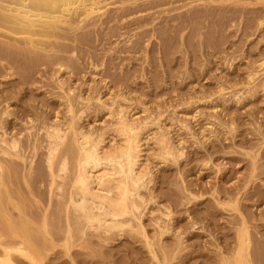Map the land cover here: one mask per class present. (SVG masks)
I'll return each instance as SVG.
<instances>
[{"label": "rangeland", "instance_id": "obj_1", "mask_svg": "<svg viewBox=\"0 0 264 264\" xmlns=\"http://www.w3.org/2000/svg\"><path fill=\"white\" fill-rule=\"evenodd\" d=\"M95 1L75 4L68 11L58 12L56 25L47 28L39 25L27 26L17 19L16 11L12 10L9 2L0 0V62L5 63L9 70L0 72V88L14 87L11 96L0 98V117H5L2 112L7 105H12L7 111L11 114L9 118L12 117L19 127V134L23 133L22 137L25 138L26 130L27 133H33L32 137L29 136L32 141L28 143V146L31 143V149H27V146L23 152L21 148V157L12 158L20 164L17 166L20 177H17L21 181L16 179L20 183L17 185L15 182L17 188L14 187L16 185H10L11 190L12 187L16 188L12 190L15 198L5 202L3 210L0 211V219L3 213H7L11 221H19V211L15 209V206H19L24 213L27 211L26 217L38 222L44 208L48 214L49 210L53 212L59 203L62 205L61 201H65L62 193L68 187L67 176L62 183L63 192L57 191L54 186H49L48 169L43 164L47 146L46 130L48 125H53L51 121L54 122L55 113L58 123L62 124L60 128L68 131L65 138L68 146H71L69 138L72 133L67 125L72 118L80 122L82 130L91 126L94 133L105 130L104 134H107L104 138L108 143L112 131L107 126L114 122L117 115L111 113L110 116H105L108 110L102 109L101 105L111 106L114 112L121 107L127 116L147 123L145 133L142 134L141 164L147 165L153 173V182L148 188L150 191L146 192L147 195L149 192L153 194V203L146 206L150 208L149 211L147 208L143 210L147 217H143L142 224L154 245L151 248L143 247V253H136L138 250L131 249L128 243L126 247L119 244V240H122L120 235L116 236L109 249L110 244L104 246L99 239L92 237L91 249L94 252L89 248L83 250L81 256L72 255V258H78L82 262L89 259L86 254L88 252L94 256L93 264H159L164 253L161 248L169 251L178 240L179 247L177 246L172 260L174 262L168 264H237L236 241L242 222L245 221L250 238V264H253L252 260L254 264H260L264 255V0ZM164 25L171 27L166 29ZM146 29L149 31L146 32ZM220 30L223 36L222 33L219 34ZM220 37H224L223 43ZM6 58L10 62L6 63ZM58 58L67 69L58 70ZM63 61L70 65L69 69ZM191 61L194 62L193 65ZM107 64L110 65L109 69ZM5 76H9L10 80H6ZM29 76L32 80L28 79ZM22 78L28 79L29 83ZM22 80L25 84L21 83ZM59 80L66 83L63 86L65 91L63 87H58ZM69 88L73 93L68 94ZM219 88H224L222 95ZM66 97L71 100L72 113L65 104ZM18 100L26 104L29 111L26 116L20 115L21 112L17 109ZM112 100L117 103L113 104ZM159 113L161 115L158 117ZM192 116L199 122H195ZM27 119H32V122ZM158 119L160 123L154 124ZM25 122L32 126L31 130L27 125L24 127ZM160 132H164L171 145L176 147L175 154L181 155H175L174 162L168 160L162 163L155 159L157 149L152 140ZM206 136L212 143L205 141L208 138ZM38 138L43 139L45 144ZM211 144L216 147V152L212 154ZM2 148L6 147L0 144V150ZM38 150L42 151L41 154H38ZM39 155L43 157V161L42 158L37 159L41 157ZM0 156L8 159L1 152ZM1 157L0 164L5 167ZM205 161L208 164L205 165ZM41 169L45 170V175ZM68 169L71 170V163ZM32 170L35 175L31 176ZM34 176H37L36 179ZM34 185H38V188ZM18 186H23L25 191L30 192H24L28 199L22 197L23 190ZM31 186L37 189H32ZM43 187L45 188L42 191ZM33 190L37 193L41 190V195L35 192V197ZM19 191L21 192L18 193ZM43 193L46 199L42 196ZM54 196H58V200ZM24 200H28L27 204L33 207L29 208L25 204L26 207ZM49 206L53 209H49ZM167 207L170 215L164 218V213H168ZM34 208L39 211L41 216L36 213L40 217L33 214ZM54 213L57 215L56 217L53 214L57 223L52 214L49 221L52 218L54 222H51L52 225L49 221L48 223L49 230L58 233L54 242V249L58 254L53 256L52 252L48 253L44 264H68L70 259L64 252L66 224L64 225L62 216L60 218L63 213ZM176 219L181 223L178 224ZM184 222L186 224L183 226ZM72 229L74 232L75 228ZM123 230L134 234L130 228ZM163 231L167 235L170 233L169 240L165 234L162 238L158 236ZM31 232L38 234L30 230V236ZM251 233L256 235L255 239L252 235L253 241ZM36 236L31 239L35 241L41 238L40 235ZM154 236L158 237L152 240ZM165 236L167 240H164ZM159 238L161 239L158 240ZM9 239L2 237L0 243L8 245L6 242ZM139 243L136 245L143 246L142 242ZM179 249L182 250L179 252ZM73 250L77 248H70L71 252ZM118 251H122L123 256ZM151 251L156 253L157 261L153 260ZM120 256L122 262L119 263L117 257ZM134 256L138 260L133 261ZM221 256L224 259L222 263ZM81 262L80 264H84Z\"/></svg>", "mask_w": 264, "mask_h": 264}, {"label": "bare ground", "instance_id": "obj_2", "mask_svg": "<svg viewBox=\"0 0 264 264\" xmlns=\"http://www.w3.org/2000/svg\"><path fill=\"white\" fill-rule=\"evenodd\" d=\"M5 1L9 2L11 7H12V10L16 11V17H18L17 19L20 20L22 23H25L27 26L31 27V26L39 25L42 27L52 28L56 25L58 12L68 11V9L70 7L73 8V5H75V4L82 5L86 1L88 2V1H94V0H5ZM95 6H98V5H95ZM124 11H126V10H124ZM19 14H21V15H19ZM235 16H236V14H235ZM173 17H175V15H173ZM181 17H182V15H181ZM231 17H232V15H231ZM107 21H109V20H107ZM168 21H170V20H168ZM186 21H187V19H186ZM219 21H220V19H219ZM160 23H162V22H160ZM170 25H168V26H170ZM162 26H163V24H162ZM165 26L167 29L168 26L164 25V27ZM200 28H201V26L198 27V29H200ZM146 30H144V32L149 31L148 29H146ZM196 30H197V28H196ZM196 33H197V31L195 32V35H196ZM221 33L223 36V32H221V30H220L219 34H221ZM139 35H141V34H139ZM137 37H139V36H137ZM140 37H142V35ZM140 37H139V39H140ZM223 38L224 37H220L222 43H223V41H222ZM225 38L227 39V37H225ZM135 40H137V39H135ZM217 42L220 43L219 41H217ZM168 44H169V41H168ZM92 47H93V45H92ZM134 49H135V47H134ZM137 49L138 48H136V50ZM219 49H220V47H219ZM2 51H3V49H2ZM131 51H133V50H131ZM8 53L10 55V52H8ZM217 53H219V50H217ZM72 54H70L69 56L71 57ZM95 55H97V54H95ZM192 55H194V54H192ZM205 56H207V55H205ZM3 57L5 59L4 55H3ZM6 57H9V56L7 55ZM58 57H59V55H58ZM73 57H75V56L73 55ZM193 58L194 57H192V60H194ZM58 59H56V60H58ZM71 59H72V57H71ZM6 60H7V62L5 61L6 63L10 62L7 58H6ZM19 60H20V58H19ZM19 60L17 59V62ZM67 60H68V58H67ZM69 61L71 62V60H69ZM11 62L13 63L12 60H11ZM19 63L21 64L20 61H19ZM58 63L60 64L59 69H58L59 71H61L62 69H67L65 66H63V63L61 64L60 59H59ZM58 63H55V64H58ZM65 63L66 62H64V64ZM109 63H112V62H109ZM193 63L194 62L191 61L192 65H193ZM4 64H2L0 62V72L4 71V70H6V72L9 71L6 69L7 65L5 66ZM90 65L92 67L93 63H91ZM45 66L47 67V65H45ZM66 66L69 69L70 65L68 66V64H67ZM94 66H95V64H94ZM107 66H108V64H107ZM109 67H110V65L108 66V69H109ZM94 68H97V67H94ZM10 69H12V68H10ZM12 70H14V68ZM108 72H110V71H108ZM8 73H11V71ZM8 73H5V74H8ZM12 73H13V71H12ZM105 75H107V73ZM5 77H7L6 80L8 78H9L8 80H10L9 76H5ZM22 79L24 80L25 78H22ZM28 79H30V76L28 77ZM28 79H25V82L28 81ZM3 80H4V78H3ZM11 80H13V79H11ZM23 80L21 83L25 84L23 82ZM30 80H32V79H30ZM251 81H253V79ZM57 82H56V84H57ZM250 82H248V83L250 84ZM27 83H29V81ZM6 84H7V82H6ZM8 84H10V83H8ZM65 84L62 82V80H59L57 85H59L58 87L62 88L63 86H65ZM28 89H30V88H28ZM62 89L65 91L64 87ZM223 89L219 88V92L223 91ZM13 92H14V87H12V86L10 88H0V98L11 96ZM71 92H72V89L69 88L68 94ZM28 95H30V97H31V94H28ZM218 95H220V94H218ZM221 95H222V92H221ZM65 99H66L65 104L67 105V109L70 113H72L73 111H72L71 100L68 97H66ZM97 101H99V100H97ZM112 102H113V104L117 103L113 100H112ZM10 106H12V105H10ZM10 106L7 105L6 109L3 112L1 111L2 115H5V117H3V118L0 117V130H1L0 144H1V146L6 147L5 149L2 148L0 150V152H1L2 156L8 157V159H5L4 157L2 158L0 156L2 158L1 161H3L6 165L5 167H3L0 164V187H1L0 188V211L3 210L2 207L5 206V202L8 203L13 198H15V193L12 190L16 189L17 185H20L19 182L21 181L20 180L21 178L18 179V177H20V174H18V170H17V166H19L20 164L18 165L19 162H16L12 158L18 159L19 157H21L20 156L21 155V148L23 149V152H24V150L28 146L29 141L30 140L32 141V139H29V138H31L32 134H33V133L31 134V132L27 133V130L25 131L26 132L25 138L22 137V136H24L23 133H22L23 135L19 134L20 130H19V127H17L16 122L13 121L12 117L9 118V116H11V114L7 110L9 109ZM25 106H26L25 103H22L20 100L17 101V109L20 110L21 116H24L25 114H27L29 112ZM101 106H102L101 107L102 109L108 110L107 114L104 111L105 116H110L111 113H113V114L115 113V115H117L116 116L117 118L115 117L114 122L107 126V127H109L108 130L112 131V133H111L112 137L110 138V140L108 139V143L105 142V138H104V135L106 136V134H107V133L104 134L105 130L100 131V132L98 131V132L94 133V132H92L93 130L90 129V128H92V126L90 128L85 129V130H82L83 127L81 128V125L79 124L80 122L78 123V120H75L74 118H72V119H70V121L68 122V125H67L68 126L67 129L69 131H71V133H72V136L69 138L71 140V146H68L65 143V138H66L68 131L67 132L63 131L60 128L62 124L58 123L59 120L57 119V116L55 115L56 113L54 114V116H55L54 122H53V120L51 121L52 123L50 122L53 125H51L49 123L51 125V126H49L48 122H47L48 129H50V130L48 131V129L47 130L45 129L46 130V137H47V139H45V140L47 141V143H46L47 146L45 148L46 153H45V161L43 164H46V167H47L46 169H48L47 174H49V177H50L49 186L50 187L54 186L57 189V191L62 190V192H63L62 183H63V181H65L64 177L67 176L68 187H67V190L65 191V193L64 192L62 193L65 201L64 202L61 201L62 205L60 206V203H59L58 207H56V209L53 210V212L51 210H49L48 214H46L47 209L44 208L42 217L38 222H33L28 217H26L27 211L24 213L23 211L20 210L21 208L19 206H15L16 207L15 209H17L19 211L18 212L19 216H20L19 221H16V222L11 221L9 215L7 213H3L1 215V219H0V242L2 241V237L3 238L8 237L10 239L6 242L8 245H2L0 243V247H1V249H0V264H16V263L17 264L18 263L19 264H44V260L47 258L48 253L52 252L51 254L53 256L57 255L58 251L57 250L55 251V249H54L56 247L54 242L58 238V233L56 234L55 231H50L49 230V223H48L49 217L51 216L50 214L55 215V213H54L55 211H56V214L58 212L62 211L63 214H60V218L62 216V218L65 221L64 225L66 224V230L64 231L65 235H66V236H64V240L66 241V243H64V252H65V255L68 256V258L70 259L68 264H80L81 260L79 261L78 258L77 259L72 258V255H74L75 257H78V256H81V254L83 253L82 252L83 250H86L89 248L91 249L93 247V245L91 244L92 243V241H91L92 237L97 238V240L99 239L100 243L101 242L104 243V246H106V244H110V247H108V249H109L113 245L112 242L114 240H116V236L120 235V236H122L121 237L122 240H119V244L122 247H126L125 245L128 243L129 246H131V249L138 250V252L136 251V253H143V250H142L143 247L144 248L145 247L151 248L154 245V243L149 240L150 238L146 234L145 227L142 224L143 223L142 222L143 217L146 216V215H144L145 213L143 210L147 208L146 206L149 203H151L152 199H153V197H152L153 194H150V192L148 195L146 194V192H148V190H149L148 188H149L150 184L153 182L152 170L149 167H146L147 165L143 166V164H141V163H143V162H141V160L143 159V158L141 159V157L143 155V153H142L143 152V150H142L143 149L142 148V146H143L142 145L143 144L142 143V134L145 131V129L147 128V126H146L147 123H145V121H139V119L137 120L136 117H135L136 119H134V118H132L133 116L132 117L127 116L128 114L126 115L125 114L126 112H124L122 109H120L121 107H119L118 110H116L114 112L113 108L111 109V106L110 107L109 106L106 107V105H101ZM118 106H119V104H118ZM215 106H217V105H215ZM212 107H214V106H212ZM2 108H3V106H2ZM215 108H217V107H215ZM52 109L53 108H51V110ZM143 111H145V109L142 110L141 113H143ZM139 113H140V111L138 112V114ZM113 114H112V116H114ZM102 115L104 116L103 113H102ZM160 115L161 114L159 113L158 117ZM136 116H137V114H136ZM14 119H17V118H14ZM192 119L197 123L199 122V121H197V118L195 119V116H192ZM27 120L31 121L32 119L31 120L27 119ZM98 123H100V122H98ZM158 123H160L159 119L154 124H158ZM30 124H32V123H30ZM223 124H225V123H223ZM22 125H24V124H22ZM26 125L27 124L25 122L24 127H26ZM27 126H29V125H27ZM30 126H29V129H30ZM33 126H34V124H33ZM40 126H42V125H40ZM104 128H106V126ZM99 130H100V128H99ZM39 132H41V131H39ZM201 135H202V137H205L204 134L201 133ZM19 136H21L22 138ZM29 136H31V137H29ZM166 136L167 135L164 132H160V133L155 134V136L153 137V140H152L155 148L157 149L155 159L160 160L162 163H165L168 160L174 162L176 159V156H179L178 154L177 155L175 154L176 150H174V148H176V147H173L171 145L169 139ZM108 137H110V136H108ZM207 137L208 136H206V138ZM222 137H224V136H222ZM22 139H23V141H22ZM42 140L39 139L40 142L44 141V140L43 141ZM205 141L208 143H212V142H209L210 141L209 137L207 139H205ZM30 144H29L27 149H29V147L31 149ZM213 145L210 148L211 154L216 152V147ZM41 146H40V148H41ZM39 152L40 151L38 150V154H41L42 151L40 153ZM178 152H179V149H178ZM194 152H196V155H198L197 151H194ZM194 152H192V153H194ZM43 153H44V151H43ZM180 154H181V152H180ZM39 156H41V155H39ZM209 156H211V155H209ZM209 156H207V157H209ZM41 158L43 161L42 156L40 158L38 157L37 159L40 160ZM231 159L233 160V158H231ZM39 160H37V161H39ZM69 163H71V170L68 169ZM43 164L42 165L40 164V165L43 167ZM204 164L206 165L208 163H206V161H205ZM37 166H39L38 163H37ZM37 169H38V167H37ZM43 170L41 169V172H43ZM68 171L70 172L69 174H68ZM32 172H33V170H32ZM44 172H45V170H44ZM43 173H41V174H43ZM45 173H44V175H45ZM262 173H263V171H262ZM22 174H23V172H22ZM41 174H40V176H41ZM257 174H258V172H257ZM17 175H18V177H17ZM25 175H22V176L25 177ZM32 175H35L34 172L31 174V176ZM31 176H29V177H31ZM259 176H260V174H259ZM34 177L36 179L37 176H34ZM16 179L19 180V182H16ZM22 180H23V178H22ZM32 181H34V180H32ZM15 182L17 183V185ZM29 183H31V182H29ZM31 184H34V183L32 182ZM10 185H16V186H14L16 188L12 187V190H11ZM32 186H31V188H32ZM34 186H36L38 188V185H34ZM22 187L23 186H18V188L21 189V191L23 190L22 194H24L26 196L27 194L30 193V192L28 193V191H25L24 190L25 188H22ZM36 187L32 188V189H37ZM54 187H52V188H54ZM44 188L45 187H43V189H41V190L43 191ZM41 190L39 191V193H41ZM21 191H19L18 193H20ZM33 191H34L33 195L35 192L37 193V191H35V190H33ZM24 192L27 194H25ZM36 193L34 195L35 197L37 194L39 195V193H37V194ZM24 195H22V197L24 199H26L28 195L26 197ZM57 195H58V192H57ZM42 196H44V193ZM55 198H57V200H58L59 197L56 196ZM42 199H43V197H42ZM45 199H46V197H45ZM45 199H43V200H45ZM232 199H233V197H232ZM51 200L52 199L50 198V202H52ZM19 201H20V199H19ZM24 201H26V202H24V205L27 204L28 200H24ZM48 202H49V200H48ZM43 203L45 204V202H43ZM51 205L53 206V204H51ZM27 206L29 208L33 207V205L29 206V204H27ZM50 206H49V209H53L52 207L50 208ZM6 207H7V205H6ZM34 210H33L34 213L33 212L32 213L34 215L36 214V217L38 215H40L39 211H36L35 208H34ZM149 210H150V208H147V211H149ZM166 210H168L167 211L168 213H164V218L165 217L167 218L170 215L168 207ZM30 211H32V209ZM36 212H38V215ZM33 214L31 216H34ZM54 215L52 216L53 220L54 219L56 220L57 215H55L56 217H54ZM40 216H38V217H40ZM162 216H163V214H162ZM63 219H60V221H62ZM50 220H51V221H49L50 223L54 222V221H52V218ZM156 220H155V224H157ZM178 220L176 219L177 222H178ZM144 221H145V219H144ZM176 221L174 222V220H173L174 224H176ZM180 221H182V220H180ZM56 223H57V220H56ZM135 223H137L138 225L136 226ZM159 223H161V222H159ZM179 223H181V222H178V224ZM185 224L186 223L184 222L183 226ZM50 225H52V223ZM54 225H56V224H54ZM62 225H63V223L61 224V226ZM153 226L155 227V225H153ZM173 226H175V225H173ZM183 226H182V228H183ZM73 227L75 228L74 232L72 229ZM191 227H193V226H191ZM124 228H130L131 231H134L135 235L131 234V232L123 230ZM161 228H162V226H161ZM54 229L56 230V228H54ZM30 230L34 231L35 233H38L41 236V238L39 237V238H37V240L35 239L36 243L32 239L34 238V236H36V235L39 236V235L38 234L35 235L34 233L32 234V232H31L32 235L30 236L28 233ZM163 234H165L164 231L160 232V234L158 233V236L162 238ZM169 234L170 233H168V235L167 234H165V235L168 237ZM171 234H173V233L171 232ZM154 235H155V233H154ZM193 235H196V233H194ZM250 235L252 237L253 234L251 233ZM87 236H90V237H87ZM166 236L164 237V240L166 239ZM174 236H176V235L174 234ZM84 237H85V239H84ZM157 237L154 236L152 240L157 239ZM189 237H190V235H189ZM161 238H159L158 240H160ZM169 238L170 237H168V240H169ZM176 238H178V236ZM255 238H256V235L254 236V239ZM81 239H84V240H81ZM254 239L252 237V241ZM71 240H72V243H71ZM37 241H38V243H37ZM80 241H83V242L80 243ZM177 241L178 240H176L175 247L171 248L169 251H166L164 248H161V250L164 251V253H162V258H161L162 260L159 262V264H168L169 262H171L174 259V256H175L174 252L178 246ZM139 242H142L143 246H140V245L137 246L136 244ZM179 242L180 243L182 242V241H180V238H179ZM67 243H69V244H67ZM89 244L91 247L89 246ZM139 244H141V243H139ZM249 244H250V238H249L247 226H246L245 221H243L242 222V228L238 232L237 241H236L237 249L235 251V255H236V257H238L237 264H250L251 260L249 259ZM96 245H98V244H96ZM160 245H161V243H160ZM192 245H194V243ZM164 246H165V243H164ZM251 247H252V245H251ZM70 248H77V250H73L71 252ZM182 249H183V247H182ZM182 249H179V252ZM111 250L112 249H110V251ZM99 251L96 250V252H99ZM129 251H130V247H129ZM154 251H151L152 258H153V260L157 261L158 258H157V255ZM251 251H252V248H251L250 252ZM118 252H116V253L118 254ZM119 253H122V251ZM160 253H161V251H160ZM86 254L89 257V259L83 260L82 262L84 264H93L94 263V260H93L94 256L91 255V253L89 254L88 252H86ZM107 254L109 255L110 253L107 252ZM97 255H99V254H97ZM121 255L123 256V253ZM177 255H179V254H177ZM122 256H120L119 258L117 257L119 263L122 262L120 260V258ZM263 256H262V260L264 258ZM139 258H141V257L139 256ZM251 258H253V256ZM133 259H132L133 261H136V260H138V257L134 256ZM147 260L149 261V259H147ZM223 261H224V259L221 256L220 262L222 263ZM261 261H260V264H264V261H262L263 263H261ZM172 262H174V261H172ZM252 262L254 264L253 260H252ZM51 263H52V261H51ZM105 263H107V262H105ZM123 263L125 264V262H123Z\"/></svg>", "mask_w": 264, "mask_h": 264}]
</instances>
